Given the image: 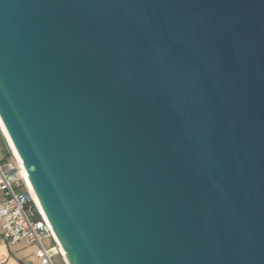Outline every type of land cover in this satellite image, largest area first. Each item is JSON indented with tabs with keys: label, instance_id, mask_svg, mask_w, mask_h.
Returning <instances> with one entry per match:
<instances>
[{
	"label": "water",
	"instance_id": "water-1",
	"mask_svg": "<svg viewBox=\"0 0 264 264\" xmlns=\"http://www.w3.org/2000/svg\"><path fill=\"white\" fill-rule=\"evenodd\" d=\"M0 120L66 264H264V0H0Z\"/></svg>",
	"mask_w": 264,
	"mask_h": 264
},
{
	"label": "built area",
	"instance_id": "built-area-1",
	"mask_svg": "<svg viewBox=\"0 0 264 264\" xmlns=\"http://www.w3.org/2000/svg\"><path fill=\"white\" fill-rule=\"evenodd\" d=\"M4 168L12 167L8 162H0V196L3 198L0 204V221L3 240L11 244L23 240L36 245L35 254L40 264H56L54 254L59 255L62 263L66 264L50 225L30 197L20 168L14 171H5ZM47 240L54 244L47 245Z\"/></svg>",
	"mask_w": 264,
	"mask_h": 264
},
{
	"label": "crops",
	"instance_id": "crops-1",
	"mask_svg": "<svg viewBox=\"0 0 264 264\" xmlns=\"http://www.w3.org/2000/svg\"><path fill=\"white\" fill-rule=\"evenodd\" d=\"M10 153H12L10 146L0 129V162L3 164H5V162H12ZM2 202L3 198L0 196V204ZM47 241V245H52L51 240ZM21 243L22 245H20ZM35 250L36 245L27 243L23 240L17 241L14 244L3 240L2 223L0 221V264H40ZM57 257L61 260L59 255H57Z\"/></svg>",
	"mask_w": 264,
	"mask_h": 264
},
{
	"label": "bare ground",
	"instance_id": "bare-ground-1",
	"mask_svg": "<svg viewBox=\"0 0 264 264\" xmlns=\"http://www.w3.org/2000/svg\"><path fill=\"white\" fill-rule=\"evenodd\" d=\"M0 129H1L2 134H3V135L5 136V138L7 139V142H8V144H9V146H10V149H11V151H12V154H13L14 158L17 160V162H18V164H19L20 173H21V175H22V177H23V179H24V182H25V184H26V186H27V188H28V191H29V194H30L31 199H32L33 202L35 203V205H36V207L38 208L39 212L44 216V214H43V212H42V210H41V208H40V206H39V204H38V200H37V198L35 197V195H34L32 189H31V186H30V184H29V182H28L27 174H26V171L24 170V168H23V166H22V162H21V160H20V158H19V156H18L16 150L14 149V147H13V145H12V142L10 141V138H9V136H8V134H7V132H6L5 128H4V126H3L2 122H1V120H0ZM44 218H45V216H44ZM45 219H46V218H45ZM46 221H47V220H46ZM47 223H48V222H47ZM48 225H49V223H48ZM61 251L63 252L62 249H61Z\"/></svg>",
	"mask_w": 264,
	"mask_h": 264
},
{
	"label": "rangeland",
	"instance_id": "rangeland-1",
	"mask_svg": "<svg viewBox=\"0 0 264 264\" xmlns=\"http://www.w3.org/2000/svg\"><path fill=\"white\" fill-rule=\"evenodd\" d=\"M10 155H11V160H12V162H10L12 169H6V168H4V170H5V171H7V170L14 171V170H17V168H18V170H19V165H18L17 160L14 158V156H13L12 153H10ZM46 243L48 244V241H47ZM20 245H22V243H21ZM49 245H50V244H49ZM53 259H54V261H55L56 264H63V263L61 262V260L57 257V254H54V255H53Z\"/></svg>",
	"mask_w": 264,
	"mask_h": 264
},
{
	"label": "trees",
	"instance_id": "trees-1",
	"mask_svg": "<svg viewBox=\"0 0 264 264\" xmlns=\"http://www.w3.org/2000/svg\"><path fill=\"white\" fill-rule=\"evenodd\" d=\"M52 242V244H54V242L53 241H51Z\"/></svg>",
	"mask_w": 264,
	"mask_h": 264
}]
</instances>
